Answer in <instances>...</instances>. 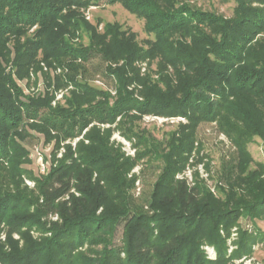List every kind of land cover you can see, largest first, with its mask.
Here are the masks:
<instances>
[{
    "label": "trees",
    "instance_id": "1",
    "mask_svg": "<svg viewBox=\"0 0 264 264\" xmlns=\"http://www.w3.org/2000/svg\"><path fill=\"white\" fill-rule=\"evenodd\" d=\"M106 1L143 19L152 37L141 43L116 21L100 30L101 20L84 15L100 0H0V264H228L256 243L264 248V163L251 168L248 150L255 137L264 149V0H235L229 17L190 0ZM95 57L102 68L89 67ZM92 69L113 80L114 93L90 82ZM40 78L44 89L24 92ZM144 115L186 122L159 139L141 125ZM211 121L236 151L222 162L218 194L196 174L192 185L175 177L198 125ZM28 129L54 140L48 169L29 175L32 188L23 179ZM115 129L134 157L110 140ZM83 130L74 149L61 144ZM142 158L162 163L152 213L131 208L128 173Z\"/></svg>",
    "mask_w": 264,
    "mask_h": 264
},
{
    "label": "rangeland",
    "instance_id": "2",
    "mask_svg": "<svg viewBox=\"0 0 264 264\" xmlns=\"http://www.w3.org/2000/svg\"><path fill=\"white\" fill-rule=\"evenodd\" d=\"M101 4L99 6H90L84 10L85 17L91 21L96 22L101 20L99 29L102 30L104 22H118L122 24L123 28H127L131 31H134L137 34V39L139 42L144 43V40L147 37H152L144 30V20L138 18L136 15L130 13L126 10L121 3L114 2L108 3L106 0H100ZM190 2L199 6L202 9L212 10L216 13L222 14L223 16L233 15V9L236 4L235 0H190ZM141 70H144L146 67L145 62L140 63ZM102 68L101 62L98 57H95L90 63L89 67ZM151 67H155L153 63ZM9 69V67H8ZM95 69V68H94ZM58 72V71H57ZM113 80L108 78L101 71L95 72L91 70L90 82L102 88L109 89L114 93ZM22 85L25 83V80H22ZM44 82L40 78L35 83H30L29 85L23 86L24 92L31 91H40L44 86ZM70 87V86H69ZM69 87L64 88L56 92V99L61 98L63 92H67ZM54 103V101H53ZM186 119L184 117H162L155 115H144L141 119V125L150 130L154 136L159 139L164 138L166 133L177 128L179 123H185ZM101 128L110 126L109 124H98ZM114 124H111L113 127ZM85 130L81 132L80 135L75 138H68L62 140L61 144H71L72 149L75 148L76 142L82 137ZM28 134L23 141V144L29 151L30 162L23 165L28 172L23 176L25 184L32 188L34 186V180L30 176H38L41 173H44L49 165L51 160V151L53 149L54 140L45 141V138L42 134L37 133L34 130L28 129ZM110 140L119 145L124 154L128 157L135 156V148L132 145V142L125 139L118 130H113ZM194 151L191 153L188 162L186 163L184 169L178 172L176 178H185L189 185L194 184L195 174L203 180L207 188L210 189L214 194H218L217 186L221 184L219 181V172L224 160H228L236 151L235 147L224 133L218 127L217 122H201L196 129V142H195ZM201 146V147H200ZM200 147V151L198 149ZM248 150L250 151L252 161L250 167H256V163H264V149L259 137H255L252 142L248 144ZM64 151V146L60 147L57 156L60 157ZM199 151V152H198ZM162 163L160 160L142 158L137 163H135L131 170L128 173V177H134V185L129 190L132 195L131 208H140L148 213H152L153 210L149 208V202L151 198V193L154 189L155 181L161 172ZM30 175V176H29ZM141 209V210H142ZM122 225L123 222H120L118 225L115 234H114V243L120 244L122 237ZM239 225L241 228L251 230L253 226V221L247 217L242 216L239 218ZM257 226L264 230V219L257 220ZM237 227L231 229V234L227 239L228 249L227 253L235 248V240L237 238ZM34 236L38 235L35 232H32ZM221 233L223 231L221 230ZM14 238H18L17 233H13ZM0 238L4 240L5 231L1 232ZM201 248L205 252V257L209 260H214L216 258V251L212 245L203 244ZM228 264H264V248L259 243H256L252 252L249 255H244L241 258H237L234 261L229 262Z\"/></svg>",
    "mask_w": 264,
    "mask_h": 264
},
{
    "label": "built area",
    "instance_id": "3",
    "mask_svg": "<svg viewBox=\"0 0 264 264\" xmlns=\"http://www.w3.org/2000/svg\"><path fill=\"white\" fill-rule=\"evenodd\" d=\"M55 218V217H54Z\"/></svg>",
    "mask_w": 264,
    "mask_h": 264
}]
</instances>
